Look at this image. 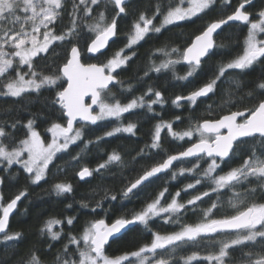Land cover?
I'll return each mask as SVG.
<instances>
[{"label":"snow or ice","instance_id":"6c2138e0","mask_svg":"<svg viewBox=\"0 0 264 264\" xmlns=\"http://www.w3.org/2000/svg\"><path fill=\"white\" fill-rule=\"evenodd\" d=\"M129 3L130 0H72L69 12L68 0H0V98H14L19 103L26 98L40 97L44 91H48L50 95L43 98L44 106L56 114L54 120L45 117L49 126L44 133L38 130L37 123L42 113H30L25 122L19 115L23 109L13 108L0 118V169L9 176L19 175V172H11L15 165L23 170L31 184L47 182L49 166L60 158L59 154L68 153L70 146L82 140L89 125L120 121L124 114L145 107L148 113H152L153 105L163 106L162 93L154 91L152 86L126 103L116 94L111 96V100L105 99L106 94L119 83V70L129 67V62L136 56L135 51L124 54L125 50L132 49L146 38L155 36L158 40L164 31L179 27L184 22L194 23V18L207 16L219 7L221 18L213 19L198 29L199 34L194 33L183 47H170L165 43L157 48L159 56H154L151 64L143 70V77L137 74L139 82L151 78L152 73L159 74L164 70L174 72L175 66L183 63L187 65V73L179 79L188 80L216 55L218 46L214 34H218L230 22L248 26L241 52L230 62L222 64L208 82L186 96L177 95L172 101L177 108L181 107V102H186L194 111L200 98L218 94L219 84L230 70L246 72L257 63L264 64V8L253 19V12L249 9L253 7L254 0H239L234 8L233 0H168L163 8L155 7L151 16L145 14L147 9L141 12L131 26L132 32L125 46L106 62L84 63L85 53L90 54L88 58L95 57L97 53L104 54L103 50L118 36L119 19L135 15L134 11L127 10ZM102 5L104 10L97 11L94 17V11ZM227 9H231L230 14L226 13ZM65 14L69 21L66 30L60 29L58 23H62ZM157 18H161L158 25L155 23ZM57 29L60 31L57 32ZM158 59L159 63L156 62ZM234 82L239 85V81ZM125 91L130 93L132 85L129 84ZM120 96H123V92ZM150 96L154 98L146 100ZM246 98L255 101L254 106L229 110L215 119L200 118L185 131H174L172 122L157 123L150 149L161 147L164 129L173 140L185 141L187 138L191 143L184 150L169 154L143 170L127 184L121 196L122 199H131L137 195L136 190L161 174L170 172L174 162L190 159L195 161L192 167H181L179 174L200 170L201 162L206 161L202 175L209 182V190L181 203L178 202L181 191L200 186V178L174 194L164 187L139 210L124 212L114 219H111L112 209H106L103 202H97L91 212L96 213L100 209L103 218L86 222L79 237L69 235L68 243L55 254L53 264H192L199 260L207 264H264V202H257V198L264 201V82H258ZM230 107H237V104ZM175 119L180 121L181 118L177 116ZM136 128L135 123L119 124L102 136H97L96 142L118 133L135 135ZM140 155L145 157L148 153L141 149ZM148 158L151 159L150 156ZM237 160V167L224 172L227 163ZM112 163H122V157L116 152L108 155L107 161L96 169L85 166L76 175L83 181L92 177L94 172L101 173ZM176 178L177 172L171 171V180L175 181ZM3 183V177H0V185ZM237 188L244 191H236ZM221 190H232V197L228 201L231 214H222L217 218L216 213L223 207L217 197L199 213L198 221H184L188 210H192L193 215L197 214L194 208L197 202H202L205 197L211 198ZM53 191L57 196H62L72 193L73 186L67 182H57L53 185ZM166 194L171 195V199L165 204ZM25 195L26 190H21L5 203L3 193H0V245L4 246L0 264H44V257L51 253L54 246L49 243L48 252L45 253L35 246L24 253L14 247L22 242L23 233H10V216ZM103 200L115 202L117 195L108 196L106 193ZM81 206L89 207L83 202ZM190 206L193 207L190 209ZM160 217H163L165 224L176 226L177 230L167 234L153 231L151 222ZM74 221L75 217H69L66 221L48 219L41 227L40 235H47L51 242L60 241L62 233L54 231V227L65 222L73 226ZM139 227L151 233L150 243L138 242L136 232ZM124 236L129 237L128 244L135 250L107 254L111 243ZM188 246L211 251L203 256L198 252L186 257L178 256V250ZM235 248L241 249L238 257L231 255Z\"/></svg>","mask_w":264,"mask_h":264},{"label":"trees","instance_id":"16d2710c","mask_svg":"<svg viewBox=\"0 0 264 264\" xmlns=\"http://www.w3.org/2000/svg\"><path fill=\"white\" fill-rule=\"evenodd\" d=\"M238 2L239 0H233L232 7L234 8ZM167 3L168 0H130L127 10L129 12L134 11L135 15L118 20V36L115 37L109 49L103 55L88 58L89 56L85 53L83 62H106L116 51L125 46L132 32L131 26L136 22L141 12L147 9L145 14L151 16L155 7L163 8ZM71 4L72 0H68L67 10L69 12L71 11ZM261 8H264V0H254L253 7L249 11H252L253 17L256 18V13ZM100 10H104L103 5L100 9L94 11L93 16L95 17L96 12ZM226 13L230 14L231 9H227ZM110 18L109 16V22ZM218 18H221L219 7L217 11L211 12L207 16L198 19L194 18V23L184 22L179 27H172L170 31H164L158 40L155 36L152 39L146 38L144 41L134 45L132 49H129V54L135 51L136 56L129 62V67L119 70V83L111 89V92L106 94L105 99L111 100V96L116 94L122 102L126 103L134 97H139L149 86H152L154 91L158 90L162 93L164 98L163 106L159 104L153 105L152 113H148L145 107L124 114L120 121H102L95 126L89 125L85 129L82 140L70 146L68 153L59 154L60 158L54 160L53 164L49 166L50 174L46 178L47 182L41 181L38 185L31 184L26 179V174L23 173V170L19 169V166L14 165L11 169L12 173L19 172V175L15 177L9 176L8 173L0 169V177L4 179V183L0 185V193H3L5 203L17 195L19 191L26 190V195L19 202L9 225L10 233L16 231L23 233L22 242L14 246L18 252L24 253L29 248L35 246L41 250V253H45L48 252V244L52 243L54 246L51 249V253L44 257V264H53L55 254L61 252L63 247L68 243L67 237L69 235L79 237L82 235L86 222L103 218L104 214L100 209H97L96 213L91 212V208L95 207L97 202H103L106 209L111 208V219H114L124 212L139 210L146 202H150V199L154 198L164 187L169 189L170 194H174L177 190L186 188L188 183H194L195 179L200 178L202 180L200 186L192 190L181 191V196L178 198V202L181 203H186L194 195L209 190V182L202 175V169L206 167V161L201 162L200 170H195L192 173L186 172L184 175L179 174L181 167H192L195 161L194 159H190L176 162L170 172L160 175L159 178H154L151 183L136 190L137 195L132 196L131 199H122L121 196L122 190L126 188L127 184L134 181L139 174H142L143 170L154 166L155 163L160 162L169 154H176L184 150L191 143L187 138L185 141L173 140L169 136L167 129H164L161 133V147L156 150L150 149L152 135L157 123L172 122L174 131H185L191 125L199 122L200 118L215 119L219 115L227 114L229 110H242L244 107L254 106L255 101L246 97L249 92L254 91L255 85L258 82H264V64L260 63L246 70V72L230 70L219 84L218 94H212L210 98H200L194 111L191 110V107L186 102H181L180 108L172 104L177 95L186 96L190 91L208 82L210 78L218 73V69L222 64L230 62L241 52L248 27L244 24L235 23L225 26L215 37V42L218 46L215 49L216 55L208 59L202 65L201 70L188 80L179 79V77L186 76L187 73V65L183 63L176 65L174 72L172 70H164L159 74L152 73L151 78H144L139 82L137 80V74L143 77V70L151 64L154 56H159V53L156 52L157 48L163 46L165 43L170 47H183L184 43L194 33L199 34L198 29H201L213 19ZM160 19L157 18L155 23L159 24ZM88 22L91 23L93 21ZM58 23H60V29L66 30L65 26L69 24L67 15L65 14L62 23ZM60 29H57V32ZM160 58L162 59L163 57ZM156 62L159 63V59ZM41 63L43 62L41 61ZM234 81H239V85ZM129 84L132 85L130 93L125 91ZM121 92H123V96H120ZM49 95L48 91H44L40 97L33 96L19 103H16L14 98H0V118L13 108L23 109L19 115L25 122L30 113H42L37 119V123L39 125L38 130L44 133L45 128L49 126L45 117L48 120H54L56 115L44 106L43 98ZM153 98L151 96L146 97V100ZM241 100L243 102L239 103ZM234 103L237 104V107H230ZM222 109L223 111H221ZM177 116L181 118L180 121H176L175 118ZM60 122L63 123V121ZM128 123H135L137 125L135 135L118 133L113 137H106L99 143L96 142L97 136H102L103 133L111 130L114 126H118L119 124L127 125ZM141 149H144L148 153V156L141 157ZM113 152L122 157V163H112L108 168L102 170L101 173L94 172L92 177L80 181L76 173L82 167L86 166L94 170L99 164L105 163L107 156ZM149 156L151 159L148 158ZM238 165V160L236 162H229L224 166V172ZM57 169H63L64 171H57ZM171 171L177 172L175 181L171 180ZM57 182L72 184L73 192L57 196L53 191V185ZM236 191L243 192L244 189L237 188ZM106 193L108 196L112 194L117 195V201L109 202L108 200H103ZM217 197H219V201L223 205L221 211L216 213L217 218L222 214H231L232 209L228 201L232 197V190H221L220 193L213 194L211 198L205 197L202 202H197V205L194 206L197 214L193 215V211L188 210L184 215V221L187 223L198 221L200 219L199 213L208 208L213 201H216ZM170 199L171 195L166 194V199L163 203L166 204ZM82 202L87 203L89 207H82ZM257 202L264 201H260L257 198ZM69 204L72 205L71 208L68 207ZM192 207L190 206V209ZM69 217H75L73 226H68L65 222L54 227V231L62 233L60 241L51 242L47 235H40V229L48 219L55 218L66 221ZM151 226L153 231H158L161 234L177 230L176 226L165 224L163 217L153 220ZM136 238L140 244L150 243L151 233L145 231L143 227H139L136 232ZM128 240L129 237L124 236L120 240L112 242L111 246L107 248V254H120V251L135 250L128 244ZM3 251L4 246L0 245V254ZM209 251L211 249L188 246L183 250H178V256L186 257L192 252H198L203 256L208 254ZM240 253V248H235L231 251L233 257H238ZM192 264H207V262L199 260L193 261Z\"/></svg>","mask_w":264,"mask_h":264},{"label":"water","instance_id":"95a60500","mask_svg":"<svg viewBox=\"0 0 264 264\" xmlns=\"http://www.w3.org/2000/svg\"><path fill=\"white\" fill-rule=\"evenodd\" d=\"M235 23H239V22H235ZM235 23L230 22V24H235ZM239 24H241V23H239ZM220 31H221V30H219L218 33H219ZM216 35H217V34H214V40H215ZM114 39H115V38H114ZM114 39H113V41H114ZM113 41H110V45H111V43H112ZM109 47H110V46H109ZM109 47L106 48V49H104L103 52L105 53V52L109 49ZM87 55L89 56L90 54H87ZM99 55H101V54H100V53H97L95 57H97V56H99ZM86 101H87V102H90V101H88V98H86ZM177 162H178V161H177ZM175 163H176V162H174V165H175ZM174 165H173V166H174ZM172 168H173V167H172ZM161 175H162V174H161ZM88 178H89V177H88ZM88 178H86V179H88ZM86 179H85V180H86ZM80 181H82V180H80ZM83 181H84V180H83ZM19 202H20V201H19ZM19 202H18V205H19ZM17 207H18V206H17ZM16 209H17V208H16ZM16 209L14 210L13 214L10 216V220H11L12 216L14 215ZM9 225H10V221H9Z\"/></svg>","mask_w":264,"mask_h":264},{"label":"rangeland","instance_id":"374dc122","mask_svg":"<svg viewBox=\"0 0 264 264\" xmlns=\"http://www.w3.org/2000/svg\"><path fill=\"white\" fill-rule=\"evenodd\" d=\"M157 25H158V24H157ZM124 54H126V55L129 54V49H126ZM53 230H54V229H53Z\"/></svg>","mask_w":264,"mask_h":264},{"label":"flooded vegetation","instance_id":"af4514ba","mask_svg":"<svg viewBox=\"0 0 264 264\" xmlns=\"http://www.w3.org/2000/svg\"><path fill=\"white\" fill-rule=\"evenodd\" d=\"M253 19H255V18L253 17Z\"/></svg>","mask_w":264,"mask_h":264}]
</instances>
